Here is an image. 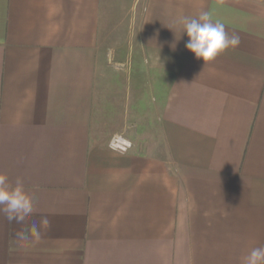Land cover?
Wrapping results in <instances>:
<instances>
[{"label":"crops","instance_id":"0c3cea01","mask_svg":"<svg viewBox=\"0 0 264 264\" xmlns=\"http://www.w3.org/2000/svg\"><path fill=\"white\" fill-rule=\"evenodd\" d=\"M202 12L240 37L206 64L176 23ZM140 108L159 141L111 148ZM0 173L33 202L0 212V264H243L264 247V0H0Z\"/></svg>","mask_w":264,"mask_h":264},{"label":"clouds","instance_id":"9594fccd","mask_svg":"<svg viewBox=\"0 0 264 264\" xmlns=\"http://www.w3.org/2000/svg\"><path fill=\"white\" fill-rule=\"evenodd\" d=\"M176 23L182 25L183 33L189 37L186 48L193 52L197 59L202 58L205 64L229 47H236L240 43L238 34L229 36L224 24L219 20L214 22L208 12H202L197 18L179 16ZM175 47L176 44L173 43L172 48L175 49ZM155 60L162 62L160 53ZM0 212L6 214L10 222H23L25 217L32 214V198L25 191L22 178H17L15 184H11L7 175L0 173ZM40 223L42 226H47L49 221L43 217ZM29 235L39 239L40 232L35 223L28 232L17 234L18 238L23 240H27ZM243 264H264V247L252 249L247 256L243 257Z\"/></svg>","mask_w":264,"mask_h":264},{"label":"rangeland","instance_id":"374dc122","mask_svg":"<svg viewBox=\"0 0 264 264\" xmlns=\"http://www.w3.org/2000/svg\"><path fill=\"white\" fill-rule=\"evenodd\" d=\"M156 120V115H143V112L140 108L139 111H137V114L134 116H129L128 121L124 125H120L121 127L124 126L123 131L115 133L124 132L122 133L124 136H134L136 140H140L141 142H144V137L159 141ZM145 149L156 153H160L163 150L162 146L145 147Z\"/></svg>","mask_w":264,"mask_h":264},{"label":"built area","instance_id":"2783aa9c","mask_svg":"<svg viewBox=\"0 0 264 264\" xmlns=\"http://www.w3.org/2000/svg\"><path fill=\"white\" fill-rule=\"evenodd\" d=\"M109 146L117 150L126 151L132 146V141L122 133H114L109 140Z\"/></svg>","mask_w":264,"mask_h":264}]
</instances>
